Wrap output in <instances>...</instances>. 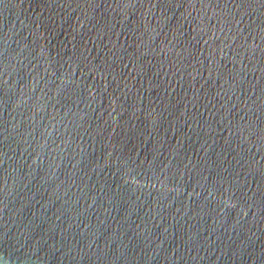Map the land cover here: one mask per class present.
I'll use <instances>...</instances> for the list:
<instances>
[{
  "label": "water",
  "instance_id": "95a60500",
  "mask_svg": "<svg viewBox=\"0 0 264 264\" xmlns=\"http://www.w3.org/2000/svg\"><path fill=\"white\" fill-rule=\"evenodd\" d=\"M0 264H264V0H0Z\"/></svg>",
  "mask_w": 264,
  "mask_h": 264
}]
</instances>
